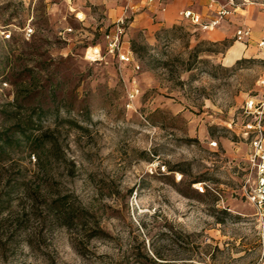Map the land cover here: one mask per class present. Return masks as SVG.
Wrapping results in <instances>:
<instances>
[{"label":"rangeland","instance_id":"1","mask_svg":"<svg viewBox=\"0 0 264 264\" xmlns=\"http://www.w3.org/2000/svg\"><path fill=\"white\" fill-rule=\"evenodd\" d=\"M126 2L0 0V264H262L242 193L260 9L218 37L179 17L131 25L125 62L104 36Z\"/></svg>","mask_w":264,"mask_h":264},{"label":"built area","instance_id":"2","mask_svg":"<svg viewBox=\"0 0 264 264\" xmlns=\"http://www.w3.org/2000/svg\"><path fill=\"white\" fill-rule=\"evenodd\" d=\"M66 2V0H62ZM142 8H159L160 11L166 10V0H140ZM254 5L257 6L264 16V0H243L241 5H235L232 0L225 4H220L217 0H209L208 8L214 13L212 16L203 19L199 14L191 10L184 9L178 12L181 20L190 22L203 31L216 29L224 20L231 17L235 12H241V7ZM137 4L134 0H127V4L122 9V14L110 26L113 31L105 34L106 47L110 53H117L120 61L131 62L129 52L121 47V41L125 35L126 27H129L135 17ZM26 35L30 36L31 29H26ZM235 38L248 44L252 39V31L245 26H240L235 31ZM9 39L10 35H4ZM259 50L264 52V33L256 42ZM96 50L97 49H93ZM138 68V67H137ZM264 88V80L261 82ZM242 113L251 120L246 121L244 130L250 136L249 143L252 155L249 158L251 167L244 177L242 184L243 197L254 211V217L258 224L259 234L264 239V93L256 98H250L244 102ZM215 145V143H214ZM199 192H204L202 187H195Z\"/></svg>","mask_w":264,"mask_h":264},{"label":"crops","instance_id":"3","mask_svg":"<svg viewBox=\"0 0 264 264\" xmlns=\"http://www.w3.org/2000/svg\"><path fill=\"white\" fill-rule=\"evenodd\" d=\"M134 3L137 4V8L147 9L145 12L139 13L136 17H134L133 21L131 22L129 26L132 25L135 27L155 28L157 26H169L170 24H173L174 22H176V18L178 17V12L184 9H188V10H191L193 13L199 14L205 20H206V17L212 16L214 14L208 8L209 0H206V2L205 0H166V3H165L166 10L164 12L160 11L159 8H142V4L140 0H134ZM200 4L201 6H199ZM123 7H121L120 13L118 15H115L114 18L109 21L110 23L115 22L117 18L120 17V15L122 14ZM231 17H229L228 19H230ZM228 19H226V21ZM154 21L156 22V24H153ZM240 26H245L250 29V27H248L247 25H240ZM211 36L218 37L219 32L215 30V32H213ZM234 47L236 46H233L231 48H234Z\"/></svg>","mask_w":264,"mask_h":264},{"label":"bare ground","instance_id":"4","mask_svg":"<svg viewBox=\"0 0 264 264\" xmlns=\"http://www.w3.org/2000/svg\"><path fill=\"white\" fill-rule=\"evenodd\" d=\"M239 47H240V44H236V47L234 48H231L229 50V54L227 55L228 56V61L229 63L234 60L235 58H237L240 54V50H239ZM227 62V61H226ZM234 63V62H233Z\"/></svg>","mask_w":264,"mask_h":264},{"label":"trees","instance_id":"5","mask_svg":"<svg viewBox=\"0 0 264 264\" xmlns=\"http://www.w3.org/2000/svg\"><path fill=\"white\" fill-rule=\"evenodd\" d=\"M61 2H62V0H61ZM204 193V192H203Z\"/></svg>","mask_w":264,"mask_h":264},{"label":"water","instance_id":"6","mask_svg":"<svg viewBox=\"0 0 264 264\" xmlns=\"http://www.w3.org/2000/svg\"><path fill=\"white\" fill-rule=\"evenodd\" d=\"M262 264H264V262Z\"/></svg>","mask_w":264,"mask_h":264}]
</instances>
